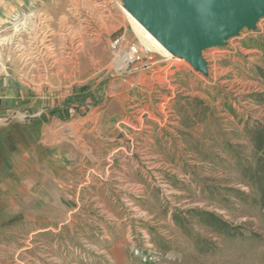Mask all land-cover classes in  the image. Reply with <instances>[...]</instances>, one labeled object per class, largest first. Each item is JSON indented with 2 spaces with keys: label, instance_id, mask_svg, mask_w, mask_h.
Segmentation results:
<instances>
[{
  "label": "rangeland",
  "instance_id": "obj_1",
  "mask_svg": "<svg viewBox=\"0 0 264 264\" xmlns=\"http://www.w3.org/2000/svg\"><path fill=\"white\" fill-rule=\"evenodd\" d=\"M126 12L30 0L0 20V264H264V14L197 69ZM116 37L148 57L120 67Z\"/></svg>",
  "mask_w": 264,
  "mask_h": 264
},
{
  "label": "water",
  "instance_id": "obj_2",
  "mask_svg": "<svg viewBox=\"0 0 264 264\" xmlns=\"http://www.w3.org/2000/svg\"><path fill=\"white\" fill-rule=\"evenodd\" d=\"M170 53L204 69L201 50L222 44L264 14V0H123Z\"/></svg>",
  "mask_w": 264,
  "mask_h": 264
},
{
  "label": "trees",
  "instance_id": "obj_3",
  "mask_svg": "<svg viewBox=\"0 0 264 264\" xmlns=\"http://www.w3.org/2000/svg\"><path fill=\"white\" fill-rule=\"evenodd\" d=\"M261 43H262V46L264 47V40ZM259 71L262 72V69L259 68ZM250 139L253 143L254 151L257 154L256 163L258 165V168L259 167L262 168L263 173H264V125L254 127L250 131ZM244 172L247 173L248 175L250 174V177L253 179V177L255 176L254 172L256 171L253 170L252 167H245ZM260 189L264 193V187L262 185H260ZM197 216L199 219L208 223L209 225L214 227L216 230H219L226 234H234L233 233L234 229L231 228V226H229V224L225 220L221 219L214 212L207 211V210H200V211H197Z\"/></svg>",
  "mask_w": 264,
  "mask_h": 264
},
{
  "label": "built area",
  "instance_id": "obj_4",
  "mask_svg": "<svg viewBox=\"0 0 264 264\" xmlns=\"http://www.w3.org/2000/svg\"><path fill=\"white\" fill-rule=\"evenodd\" d=\"M121 38L116 37L110 42V49L115 53L116 58L118 59L120 67H130L137 62H144V59L148 56L146 55L147 50L139 47L134 43L127 44L124 51L121 52L120 46Z\"/></svg>",
  "mask_w": 264,
  "mask_h": 264
},
{
  "label": "crops",
  "instance_id": "obj_5",
  "mask_svg": "<svg viewBox=\"0 0 264 264\" xmlns=\"http://www.w3.org/2000/svg\"><path fill=\"white\" fill-rule=\"evenodd\" d=\"M29 1L30 0H0V20H3L7 15H9L10 12L23 4L28 3ZM11 99V93L7 94V92H4L3 87L0 86V111L4 105L7 104V101H10Z\"/></svg>",
  "mask_w": 264,
  "mask_h": 264
},
{
  "label": "bare ground",
  "instance_id": "obj_6",
  "mask_svg": "<svg viewBox=\"0 0 264 264\" xmlns=\"http://www.w3.org/2000/svg\"><path fill=\"white\" fill-rule=\"evenodd\" d=\"M127 15L133 21L137 31L142 35L143 42L147 47L153 48L156 51L161 52L173 59H178V55H174L170 53L157 39H155L128 11L126 12Z\"/></svg>",
  "mask_w": 264,
  "mask_h": 264
}]
</instances>
